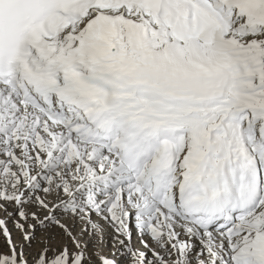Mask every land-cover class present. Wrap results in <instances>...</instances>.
I'll list each match as a JSON object with an SVG mask.
<instances>
[{
	"label": "snow or ice",
	"instance_id": "obj_1",
	"mask_svg": "<svg viewBox=\"0 0 264 264\" xmlns=\"http://www.w3.org/2000/svg\"><path fill=\"white\" fill-rule=\"evenodd\" d=\"M97 261L264 264V0H0V264Z\"/></svg>",
	"mask_w": 264,
	"mask_h": 264
},
{
	"label": "rangeland",
	"instance_id": "obj_2",
	"mask_svg": "<svg viewBox=\"0 0 264 264\" xmlns=\"http://www.w3.org/2000/svg\"><path fill=\"white\" fill-rule=\"evenodd\" d=\"M108 231L110 232L111 229H109ZM85 239H87V237H85ZM111 250L114 251V249L111 247L110 244H100V245L96 244L95 246L89 247V252L90 253L94 252V251H98V252H100L103 255H107V253L111 252ZM97 264H98V261H97Z\"/></svg>",
	"mask_w": 264,
	"mask_h": 264
},
{
	"label": "bare ground",
	"instance_id": "obj_3",
	"mask_svg": "<svg viewBox=\"0 0 264 264\" xmlns=\"http://www.w3.org/2000/svg\"><path fill=\"white\" fill-rule=\"evenodd\" d=\"M96 244H94V242H92V241H90L89 243H88V247H92V246H95ZM107 249V248H106ZM111 251H113V250H111ZM108 254V253H107Z\"/></svg>",
	"mask_w": 264,
	"mask_h": 264
}]
</instances>
